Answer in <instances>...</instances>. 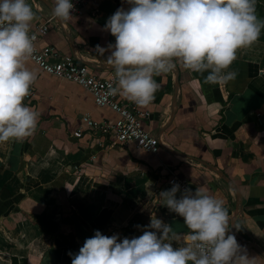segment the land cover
<instances>
[{
  "label": "crops",
  "instance_id": "obj_1",
  "mask_svg": "<svg viewBox=\"0 0 264 264\" xmlns=\"http://www.w3.org/2000/svg\"><path fill=\"white\" fill-rule=\"evenodd\" d=\"M29 3L32 28L52 17L51 0ZM120 7L130 5L96 0L79 16L56 19L40 46L108 78L114 71L96 46L115 43L104 25ZM256 13L264 20V0H256ZM27 66L38 78L25 103L40 115L32 136L0 142V264H72L69 252L96 230L139 236L152 212L186 232L158 197L173 182L225 198L238 242L264 264V28L237 51L228 82H209L207 70L179 60L154 77L160 87L142 108L151 113L144 126L158 139V155L94 135L85 115L110 123L118 115L78 84Z\"/></svg>",
  "mask_w": 264,
  "mask_h": 264
},
{
  "label": "clouds",
  "instance_id": "obj_2",
  "mask_svg": "<svg viewBox=\"0 0 264 264\" xmlns=\"http://www.w3.org/2000/svg\"><path fill=\"white\" fill-rule=\"evenodd\" d=\"M106 21L104 30L115 37L107 48L96 46L114 71L119 94L137 105H148L160 87L155 76L182 61L206 80L228 82L237 51L254 43L264 28L256 0H127ZM73 0H51L53 19L73 17ZM36 13L29 0H0V142L32 136L39 112L25 103L38 78L27 66L33 56ZM162 206L182 217L188 231L177 233L172 224L151 214L139 236H111L96 230L72 264H256L232 229L226 200L202 188L179 183L158 194ZM236 228V227H235ZM239 230L238 228H236ZM173 241H178L174 244Z\"/></svg>",
  "mask_w": 264,
  "mask_h": 264
},
{
  "label": "built area",
  "instance_id": "obj_3",
  "mask_svg": "<svg viewBox=\"0 0 264 264\" xmlns=\"http://www.w3.org/2000/svg\"><path fill=\"white\" fill-rule=\"evenodd\" d=\"M95 1L73 0L75 5L73 17L81 15ZM55 20L51 17L43 24L31 29L36 34V40L34 41L35 50L29 61L46 74L83 87L91 93L97 106L109 108L118 115L119 118L114 123L99 122L90 115H85L83 123L94 135L107 138L111 145L135 143L143 152L158 155L160 152L158 139L144 126L151 113L133 101H122L119 94H110V88L116 84L114 74L108 78L102 77L86 66L78 64L74 58L61 56L54 47L40 46L41 40L49 34L51 24ZM30 96L31 93L26 98Z\"/></svg>",
  "mask_w": 264,
  "mask_h": 264
},
{
  "label": "trees",
  "instance_id": "obj_4",
  "mask_svg": "<svg viewBox=\"0 0 264 264\" xmlns=\"http://www.w3.org/2000/svg\"><path fill=\"white\" fill-rule=\"evenodd\" d=\"M14 263L17 264L16 260H14Z\"/></svg>",
  "mask_w": 264,
  "mask_h": 264
}]
</instances>
